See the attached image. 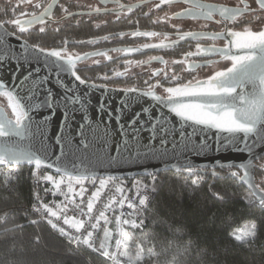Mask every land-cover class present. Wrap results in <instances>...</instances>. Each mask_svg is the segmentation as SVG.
Returning a JSON list of instances; mask_svg holds the SVG:
<instances>
[{
    "label": "snow or ice",
    "instance_id": "obj_1",
    "mask_svg": "<svg viewBox=\"0 0 264 264\" xmlns=\"http://www.w3.org/2000/svg\"><path fill=\"white\" fill-rule=\"evenodd\" d=\"M109 3L117 4V8H108ZM176 3H185L189 7L171 15L165 13L153 23L191 18L205 21L204 28L208 23L223 25L220 31L214 32H181L178 25L173 24L172 27L177 29L178 41L223 39L225 44L223 47H201L198 43L195 52H188L183 59L172 63L185 65L183 71L193 72L216 61L208 60L201 64L188 62V57L215 55L230 62V66L214 71L206 79L193 76L182 81L174 68L167 67L168 61L163 57H152L165 67L151 71L149 80L144 82L146 89L134 86L109 88L106 84L95 83L96 79H110L108 73L88 76L91 66L87 62L91 60L93 65H98L100 61L93 57L111 59L108 51L132 53L140 51L139 48L77 54L68 51L70 41L67 38L57 41L59 47H45L21 37L25 33L31 35L30 30L39 25L35 37L39 41L43 39L39 34L46 35L51 25L93 13H110L119 19L125 9L129 13L133 11L132 5L120 4L119 0H99L103 7L89 5L88 12H72L60 0H48L46 5L41 0H35V3L34 0H17L16 7L28 4L42 11L38 14L23 11L12 20L0 22V98L7 101L6 106H0V166L7 169V176L11 179L18 171L17 166L34 165V186L41 183L50 185L44 188V193L50 194L52 199L45 203L43 197L34 191L32 209L39 214V220L46 221L50 229L64 239L66 256L79 254V249L84 246L107 258L111 264H142L145 253L150 260L158 259L153 248L145 249L141 244L136 245L135 255H131L130 233L124 226L131 229L145 227L143 211L147 210L150 196L142 195L141 190L156 193L160 171L182 170L194 176L190 183L198 186L202 179L200 172L207 167V164L199 162L200 158H210L213 169H243V175L238 172L231 175H239L240 181L248 185L250 191L243 197L245 202L264 211V188L252 182L248 171L252 159L259 158L254 157L257 149L264 152V0H252V3L239 0L236 7L207 4L201 0H158L154 7L160 9L163 5ZM58 4L65 15L57 19L53 10ZM217 15L219 19H215ZM7 24L14 26L19 35L9 32L5 27ZM228 25L243 27L242 30H234ZM59 31V27L53 29L54 33ZM117 35L123 38L126 35L157 37L160 34L137 29ZM96 42L87 41L90 44ZM160 47H171V44L161 41L143 45V48ZM142 63L148 61H125L128 67L122 72H114V76H127L131 66ZM154 78L159 79L149 83ZM117 92L123 95L117 96ZM233 157L240 162L233 163ZM85 163L87 166L81 167ZM42 167L54 169L56 175H39ZM100 169L106 172L135 169L146 173L151 178L149 183L139 179L133 182L139 196L138 205L128 200L121 177L98 175ZM212 175L218 174L213 171ZM86 182L94 188L87 197ZM184 183L187 185L189 181L186 179ZM109 185L115 186V193L110 194L97 209ZM209 191L215 198L209 209V220H214L217 211L227 218L235 210L230 207V194L213 190L211 185ZM125 206L132 211L125 214ZM110 214L118 228L119 238L115 240L114 250L111 244L113 232L108 227L112 223ZM157 216L155 228L163 237L176 221L167 209L158 211ZM39 220H30L29 223L37 224ZM0 221L6 223L7 216L0 217ZM223 223L226 226L227 220ZM22 227L14 225L3 230L4 244L8 245L9 252L15 251V244H9V240L15 237H7V233ZM101 232L102 236L99 235ZM258 234L256 219L244 228H235L227 233L231 241L248 249L254 246ZM40 238L37 235L34 241L38 243ZM194 243L201 259L209 255L207 244L201 249L199 238ZM121 258H126V261ZM8 264L13 262L9 260Z\"/></svg>",
    "mask_w": 264,
    "mask_h": 264
},
{
    "label": "trees",
    "instance_id": "obj_2",
    "mask_svg": "<svg viewBox=\"0 0 264 264\" xmlns=\"http://www.w3.org/2000/svg\"><path fill=\"white\" fill-rule=\"evenodd\" d=\"M97 73L91 68L87 75ZM262 159L264 156L257 161V183L261 182L258 177L264 175L263 167L258 165ZM181 172L182 170L170 169L160 173L156 181V198L145 214V227L132 229V254L135 255L136 245L141 244L145 249L153 248L158 254V259L150 260L145 253L142 264H175L176 261L180 264H264V211L257 205L249 206L245 202L243 197L250 190L240 182L239 175H231L235 169L222 168L217 170V176H213L211 171L195 187L191 183L185 185ZM30 178L27 166L22 167L14 181L6 180L0 174V217L7 216L6 223L0 221V264H8L9 260L13 264H110L107 258L84 246L79 249V254L66 256L64 239L29 209L32 193ZM210 185L213 190H223L230 194V207L235 210L227 218L217 211L214 220H209V209L215 203V198L209 191ZM165 209L172 213L176 224L161 237L155 223L158 211ZM225 219L226 226L223 223ZM252 219H256L258 223L259 234L251 249L228 238V232L248 224ZM30 220L39 222L31 224ZM14 225L23 227L7 233V237H15L14 240H9V244H15V251L9 252L2 233L5 228H12ZM108 227L117 237L118 228L114 217ZM37 235L41 237L38 243L34 241ZM197 238L201 249L205 244L209 247V255L203 259L194 243ZM189 245H192L191 248Z\"/></svg>",
    "mask_w": 264,
    "mask_h": 264
},
{
    "label": "flooded vegetation",
    "instance_id": "obj_3",
    "mask_svg": "<svg viewBox=\"0 0 264 264\" xmlns=\"http://www.w3.org/2000/svg\"><path fill=\"white\" fill-rule=\"evenodd\" d=\"M42 3L46 5L48 0H41ZM158 0H119L120 4L132 5L133 11L127 12V9L124 10V13L120 15V18L117 19L113 14H95L91 16L85 15L83 17H72L66 20H63L59 25H51L47 34H39L43 39L37 41L35 37L38 34L39 25H35L29 33L22 35V39H27L30 43L39 42L45 47H59L57 41L67 38L70 43L68 45V51L70 53L83 54L86 52H95L98 50H111V49H126V48H139L140 51L132 53L108 51V55L111 59H106L104 57H93L94 60H99L98 65H93L91 60L87 63L91 66L92 70L98 71L97 74L90 75L91 77H96L98 75L102 76L103 73L107 72L110 79H96V83L106 84L110 86L125 88V87H137L139 89H146L145 81L149 80V76L152 70L160 69L165 67L157 60H152V57H163L168 61V68H174L177 73L182 77V81H187L192 79L193 76H196L199 79H206L209 75H212L216 70H223L225 67L230 66V62H225L220 60L218 56L215 55H197L193 57H188V62H195L205 64L206 61L212 60L216 61L215 64H206L205 67L197 69L193 72L183 71L186 66L182 64H173L172 61H178L185 57V54L188 52H195L196 45L199 43L201 47H223L225 40H211L207 38H202L199 40L186 39L183 41H178L177 29L173 28L172 25H178L179 30L183 31H207L214 32L220 31L223 28V25H216L214 23H208L207 28L202 27L205 23L203 20H192L191 18H183L180 20H170V21H161L158 23H153L157 17H162L167 13L171 15L174 11H180L184 8L189 7L185 3H176L171 6L163 5L160 9L154 7V3ZM202 3L214 4L224 7H236L239 4V0H201ZM252 3V0H249ZM35 3V0H34ZM60 3H63L68 7L69 11L72 12H88L89 5L96 7H103L99 4V0H60ZM17 0H0V22L5 20H12L19 16L20 12H36L37 14L42 9H36L32 5L21 4L19 7H16ZM139 5V7H136ZM253 6H255L253 4ZM110 9L117 8V4L109 3L107 5ZM151 9V11H149ZM148 12L149 15L145 16L144 13ZM15 13V15H14ZM54 17L60 18L65 14L62 12L59 4L53 10ZM217 15L215 19H219ZM245 19V18H241ZM10 31L17 32V29L7 24L5 25ZM233 27L234 30H242L243 25H228ZM59 27L60 31L57 33L53 32V29ZM155 31L159 33L157 37H131L129 35L121 38L117 35L120 32L130 33L132 31ZM73 30V32H70ZM253 30H256L255 28ZM19 35V33L17 32ZM55 35V39L53 36ZM109 36L110 39H103V37ZM165 36L167 39L165 40ZM89 40H96L94 44L87 43ZM83 41L84 43H79ZM161 41H164L165 44H171V47H160V48H143L144 44H159ZM177 41L176 43H172ZM125 61H148L146 64H141L139 66H131L127 76L116 77L114 72L124 71L125 67H128L125 64ZM156 79L154 78L149 81V83H155ZM165 86H168L166 82ZM0 104L5 105L3 98H0ZM264 159H262L258 165L264 169ZM220 170V169H219ZM264 172V171H263ZM259 179L262 176L258 177ZM259 185V184H258ZM261 188H264V181H261Z\"/></svg>",
    "mask_w": 264,
    "mask_h": 264
},
{
    "label": "built area",
    "instance_id": "obj_4",
    "mask_svg": "<svg viewBox=\"0 0 264 264\" xmlns=\"http://www.w3.org/2000/svg\"><path fill=\"white\" fill-rule=\"evenodd\" d=\"M23 166L29 167V169H30V176H31L30 179H31L32 193H31V204L29 205V209H30V211H32L33 213H35L39 217V214L36 213L35 211H33V209H32V205L35 203V200H34V191L35 192H38L39 195L41 197H43L45 203H47L49 200H51L52 199V196L50 194H47L46 195L44 193V188L49 187L50 186L49 184H47V183H41L39 186H34L33 177H32V171L34 170V167L35 166L34 165H27V164H22V165L17 166L18 171L15 172V173H13L11 179H9L8 176H7V169L6 168H3V166H0V167H2L1 169H3V171H0V174L3 175V178L4 179L6 178V180L14 181L15 178L17 177V174L20 172V170L22 169ZM211 171L212 170L210 168L203 169L200 172V176L202 177L201 181L204 180L206 178V175L209 172H211ZM161 172H159V175H160ZM235 172H238L239 175H241L240 174V171L238 169H235ZM181 173L183 174L184 180L187 179L189 181V183H190L191 179L195 178L194 176H191V175H189V174H187V173H185L183 171ZM44 174L56 175L54 169H49L47 167H42L39 170V175H44ZM119 177H121V179L124 181V186H125V188L127 190V198H128V200L132 201L133 204H137L138 205L139 196L136 195V189L133 188V182L135 180L139 179V180L143 181L144 183H149L151 178L147 174L136 175V176H119ZM117 183H119V182H117ZM85 186L88 187V193L86 194V197H87V195H90L91 194V191H93L94 188L92 186H90L87 182H86V185ZM114 193H115V186L114 185H109V187L106 188L105 191H104V193L102 194L101 203L97 204V209H100L102 207V203L107 199V197L110 194H114ZM141 194L142 195L143 194H148L150 196V202L147 205V209H148L149 206H150V204L155 200L156 195H157V192L156 193H145L144 190H141ZM86 197H85V199H86ZM56 199L58 200L60 198L57 197ZM131 211L132 210L131 209H128L126 206L123 209V212L125 214H127V213H129ZM146 211H143V218H144V220H145ZM117 214H119V212ZM110 217L112 219L114 216H111V214H110ZM124 227L125 228H130V226H124ZM99 235L102 236V232ZM98 243H99V240H97V244Z\"/></svg>",
    "mask_w": 264,
    "mask_h": 264
},
{
    "label": "water",
    "instance_id": "obj_5",
    "mask_svg": "<svg viewBox=\"0 0 264 264\" xmlns=\"http://www.w3.org/2000/svg\"><path fill=\"white\" fill-rule=\"evenodd\" d=\"M6 27V26H5ZM7 28V27H6ZM7 30L9 32H12L10 31L8 28ZM30 43V42H29ZM96 83V82H95ZM97 84H100V83H97ZM109 88H115V89H122L120 87H115V86H110V85H107ZM117 96H122L123 93L122 92H117L116 93ZM0 106H2L0 104ZM258 156L259 158H254L252 159L251 161V165H250V168L248 169L249 171V174L251 176V179H252V182L255 183V184H258L257 181H256V171H257V161L262 157L264 156V152H259V149H257V151L254 153V157ZM199 162L203 163V164H207V167L206 168H210L212 171H215L217 172V170L219 169H222L221 167H215V169H213L212 167V163H211V159L210 158H200L199 159ZM232 162L233 163H239L240 161L238 159H236L235 157L232 158ZM79 163V162H77ZM87 164L85 163L84 165H81V167H86ZM225 169H228L230 167H224ZM205 169V168H204ZM232 169H238L241 171V175L244 174V170L243 169H239V168H232ZM170 170V169H169ZM173 170V169H171ZM151 171V170H149ZM173 171H180V170H173ZM161 172V171H160ZM105 174H111V175H116V176H136V175H143V174H146V173H143L141 171H138V170H131V171H126V172H119V171H111V172H106V170L104 169H100L99 172H98V175H105ZM241 183H243L247 188H248V185L242 181H240ZM249 189V188H248Z\"/></svg>",
    "mask_w": 264,
    "mask_h": 264
},
{
    "label": "rangeland",
    "instance_id": "obj_6",
    "mask_svg": "<svg viewBox=\"0 0 264 264\" xmlns=\"http://www.w3.org/2000/svg\"><path fill=\"white\" fill-rule=\"evenodd\" d=\"M4 99V101H5V105L7 104V101H6V98H3ZM9 112H10V109L8 110ZM262 165H264V164H262ZM260 181H264V175L262 176V178L261 179H259ZM260 183L261 182H259L258 184L260 185ZM247 224H244V225H242L240 228H244L245 226H246ZM125 230H127L129 233H130V239H129V253L131 254V255H133L132 254V251L130 250V241H131V238H132V236H133V230L131 229V228H125ZM112 231V230H111ZM113 232V237H112V241H111V244H112V249L114 250L115 249V240L117 239V238H119L118 237V234H117V237H115V233H114V231H112ZM134 256V255H133ZM122 260H124V261H126V258H121ZM110 264H111V261H110Z\"/></svg>",
    "mask_w": 264,
    "mask_h": 264
}]
</instances>
